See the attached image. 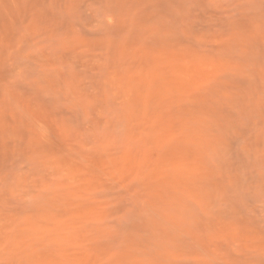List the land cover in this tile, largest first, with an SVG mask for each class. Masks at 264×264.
<instances>
[{"label": "rangeland", "instance_id": "374dc122", "mask_svg": "<svg viewBox=\"0 0 264 264\" xmlns=\"http://www.w3.org/2000/svg\"><path fill=\"white\" fill-rule=\"evenodd\" d=\"M0 264H264V0H0Z\"/></svg>", "mask_w": 264, "mask_h": 264}]
</instances>
